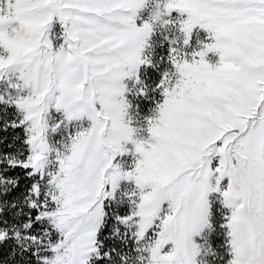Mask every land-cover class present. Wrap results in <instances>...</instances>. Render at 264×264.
Wrapping results in <instances>:
<instances>
[{"label": "snow or ice", "instance_id": "1", "mask_svg": "<svg viewBox=\"0 0 264 264\" xmlns=\"http://www.w3.org/2000/svg\"><path fill=\"white\" fill-rule=\"evenodd\" d=\"M0 264H264V0H0Z\"/></svg>", "mask_w": 264, "mask_h": 264}, {"label": "rangeland", "instance_id": "2", "mask_svg": "<svg viewBox=\"0 0 264 264\" xmlns=\"http://www.w3.org/2000/svg\"><path fill=\"white\" fill-rule=\"evenodd\" d=\"M172 15L174 17H179L181 14L179 12H174ZM185 16H186V14H185ZM53 31L56 32L57 34H59V32L61 31L58 21L54 22ZM194 36L196 37V39H194L193 44L194 45L198 44L199 46H201L202 42H203V32H202V29H200L198 26L196 29H194ZM212 60H214L213 56H212ZM50 115L52 116V120L50 121V123H51V122L58 121L61 118L62 113H56L55 110H52ZM144 115L148 116L149 114H147V112L145 111ZM83 124L86 127L88 125V122L85 120L83 122ZM76 125H77V122H75V121L68 123V126L66 129L62 128L61 130L57 131L56 133H53L52 139L54 141H59L61 139H66L67 136H69V135H75L76 131L78 130ZM116 162H120L125 167H127L128 165H131L132 157L130 155H125L124 157H117Z\"/></svg>", "mask_w": 264, "mask_h": 264}, {"label": "crops", "instance_id": "3", "mask_svg": "<svg viewBox=\"0 0 264 264\" xmlns=\"http://www.w3.org/2000/svg\"><path fill=\"white\" fill-rule=\"evenodd\" d=\"M202 32H203V42H202V45L205 44V43H210L211 42V39H210V36H209L208 32L206 30H204V29H202ZM212 56H213L214 60H212ZM217 58L218 57H216L212 53H209V55H208V60H209L210 63H215V61H216Z\"/></svg>", "mask_w": 264, "mask_h": 264}, {"label": "trees", "instance_id": "4", "mask_svg": "<svg viewBox=\"0 0 264 264\" xmlns=\"http://www.w3.org/2000/svg\"><path fill=\"white\" fill-rule=\"evenodd\" d=\"M160 100L162 101V97H160ZM147 112V110H145Z\"/></svg>", "mask_w": 264, "mask_h": 264}, {"label": "built area", "instance_id": "5", "mask_svg": "<svg viewBox=\"0 0 264 264\" xmlns=\"http://www.w3.org/2000/svg\"><path fill=\"white\" fill-rule=\"evenodd\" d=\"M160 99V98H159ZM147 114H149L150 115V113L147 111Z\"/></svg>", "mask_w": 264, "mask_h": 264}]
</instances>
